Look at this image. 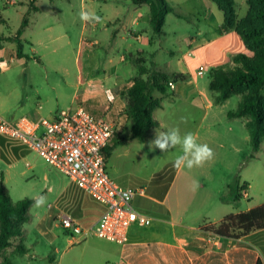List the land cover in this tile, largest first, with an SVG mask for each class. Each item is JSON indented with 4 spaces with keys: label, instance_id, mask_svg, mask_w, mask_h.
I'll list each match as a JSON object with an SVG mask.
<instances>
[{
    "label": "rangeland",
    "instance_id": "rangeland-1",
    "mask_svg": "<svg viewBox=\"0 0 264 264\" xmlns=\"http://www.w3.org/2000/svg\"><path fill=\"white\" fill-rule=\"evenodd\" d=\"M92 1L95 2L93 9L89 0H37L39 8L54 9L60 14L61 28L65 32L55 28L51 36L56 39L35 48L37 54L34 56L42 58L45 63L30 62L29 72L36 80L43 76L46 69L64 68L69 75L66 82L70 85L66 87V98L61 100L60 109L71 108L73 99L95 115H109L117 124L116 136L109 146L122 138L128 141L111 151L107 157V171L120 186L146 189V194L137 196L132 204L138 213L151 218V225L133 231V240H140L144 245L129 246V243L123 248L98 237L73 239L57 216L53 218L49 214L53 215L57 209L63 214L64 204L71 195L80 191L79 197L83 200L85 193L38 153L0 136V186L3 181L10 203L16 205L20 200L37 195L47 197L43 207H31L30 221L24 225L20 243L28 253L20 255L11 248L7 256L11 264H117L121 253L123 258L119 264H192L188 256L182 255L184 248L195 247L196 251L202 252L211 250V235L199 231V227L224 214L246 208L247 198L236 201L229 185L240 188L247 181L252 185L253 200L250 202L256 204L264 200V139L260 151L253 153L248 128L242 124L244 119L229 117L238 108L242 95L217 104L218 94L209 87L216 69L233 70L236 67L235 56L243 54L252 57V53L236 31L219 33L224 15L212 0H165L176 12L167 15L164 34L156 36V43L150 47H145L130 35L116 42L112 40L111 29L105 32L107 16H111L115 9L123 17L129 9L136 7L130 0ZM29 7L28 0H0V16L2 14L5 18L7 13L11 14L10 28L1 22L0 29L13 32L22 18L24 20L17 12L25 13ZM82 9L94 11L102 18V23H87L84 26L86 30H83L84 22L79 19ZM248 9L247 0H237L239 20L246 16ZM141 29L148 30V23L142 24ZM83 36L87 38L86 43H97L94 47L90 46V50L86 49L82 68L79 69L77 58ZM26 48L29 53V46ZM140 48L145 50V64L150 70L166 74L182 70L187 76L184 82L172 79L179 92L172 90L169 95L154 92L160 101V107L153 112L159 126L151 128L143 141L130 137L132 121L127 115L126 94L134 84L138 64L137 58L134 61L131 59L130 52L138 57L137 50ZM54 50L59 51L57 55ZM100 52H107V59H102ZM119 56H124L126 61L118 62ZM49 57H55L56 62L49 61ZM200 70L202 73H199ZM106 75L109 78L105 82ZM120 78L123 80L114 91L118 103L125 107L121 110L117 108L118 114L112 110L105 112L102 106L104 90L106 86L113 89L114 82ZM17 81L18 76L0 69V116L8 120L23 116V112L16 107L26 98L27 90L18 89ZM78 84L82 85L80 89L76 87ZM31 100L34 103L36 97ZM172 127H179L181 135L194 133L199 143H206L213 149L214 159L191 170L176 169L173 161L181 154L179 147L167 153L149 151L148 143L154 139L156 130L166 131ZM194 180L199 182L195 192L191 190ZM167 185L168 195L162 202L160 193L167 192L164 191ZM154 191L158 200L152 197ZM186 227L196 228L192 231H197L196 234L206 240L197 239L189 245L180 246L179 231ZM173 231H176L177 238L171 242L173 245L149 243L162 236L168 237ZM141 234L147 237L140 239Z\"/></svg>",
    "mask_w": 264,
    "mask_h": 264
},
{
    "label": "trees",
    "instance_id": "trees-1",
    "mask_svg": "<svg viewBox=\"0 0 264 264\" xmlns=\"http://www.w3.org/2000/svg\"><path fill=\"white\" fill-rule=\"evenodd\" d=\"M34 1V0H32ZM135 5H148L150 8V25L156 35L163 33L166 17L175 13V9L165 0H131ZM223 12L224 21L219 33L236 31L243 40L252 57L240 54L234 57L236 67L233 70L219 68L212 74L210 89L216 92V103L226 102L235 95H242L238 108L230 113L232 119H247V128L250 135V144L253 153H258L264 139V0H247L249 9L241 20L238 19L236 7L237 0H212ZM27 25L25 19L22 27ZM8 38L17 43L19 56H23V44L19 38ZM85 46L81 44L77 63L79 69L85 57ZM28 57V56H26ZM136 73L133 85L127 90V115L132 121L131 138L145 140L151 128L158 127L159 123L153 117L155 109L160 107V101L154 96L158 91L163 95L172 92L171 84L175 81H186L187 76L181 72L170 74L158 70H150L143 58L136 60ZM173 79V80H172ZM10 140V139H9ZM127 138L116 141L113 146L106 149L109 158L111 151L119 145H125ZM254 157V155H252ZM234 199L240 200L241 189H247V184L238 188L229 185ZM168 185L164 191H167ZM164 194V193H163ZM33 200L25 198L16 205H12L8 198L7 188L3 181L0 186V264H11L7 251L14 248L15 252L24 255L27 249L22 243L24 225L30 221V209ZM264 229V205L250 210L230 213L218 222L204 223L199 231L218 236L224 239L239 240L253 232ZM197 231L192 235L196 236ZM199 253V252H198ZM198 256L197 253H192ZM256 264H264L258 259Z\"/></svg>",
    "mask_w": 264,
    "mask_h": 264
},
{
    "label": "crops",
    "instance_id": "crops-1",
    "mask_svg": "<svg viewBox=\"0 0 264 264\" xmlns=\"http://www.w3.org/2000/svg\"><path fill=\"white\" fill-rule=\"evenodd\" d=\"M28 1L30 3V7L28 8V11L25 12L27 18V25L24 28L22 27L23 22L25 20V13L24 11H20L17 12V14L19 13V16L24 17V20L22 18L20 25L17 26L13 30V32H11L10 29L6 31L0 29V69L1 71L10 72L11 75H15L16 77L18 76L16 87H18V89L24 88L25 90H27L26 98L22 100L16 107L23 112V116H28L34 119L44 116L53 117L58 111L62 110L60 109L59 105L61 100L66 98L65 90L66 87L70 85L68 84V82H66V79L69 77V75L66 74V70L64 68L57 67L52 68V71L50 69H46L43 73V76L38 77L35 80L33 73L29 72L30 62L34 63L36 60L38 63H45L42 58L38 59L36 56H34L37 54L35 48L37 46L45 45L47 42H51L56 39V37L52 38L51 36V33L55 30V28H59L63 32H65V29L61 28L62 20L59 18L60 14L57 11H55L54 9L43 10L39 8L36 5L37 0ZM130 2L132 1L130 0ZM89 6L91 9H93L95 6V2L89 0ZM134 6L136 7L129 9L126 14H123V17H121L122 13L118 11V9H115L114 13H112L111 16H107L105 32L108 29L112 30L113 41L117 42L118 39H125L127 36L130 35L132 37H136V39L141 42L145 47H150L156 43V36H158L153 32L150 25V8L148 5L134 4ZM144 6H146V9H142ZM6 15L7 16L4 18L1 14L2 17L0 16V23H4V26L6 28H10L9 22L11 21V14L7 13ZM146 23H148V30L141 29V25ZM86 24L87 23H84L83 30H86V28L84 27L86 26ZM150 31H152L151 34ZM19 32H21L19 38L24 46L23 56L18 55L16 41L8 40V38H16ZM163 34L164 27L163 33L161 35ZM86 40V36H83L80 40V42H82L81 44H84L85 50H90V46L94 47L97 43V41L86 43ZM27 45L29 46V53L27 52ZM89 50L87 51L89 52ZM53 52L57 55L59 51L54 50ZM30 53L31 55H33L31 56ZM137 55L138 57L143 58L144 60L146 59L145 50L142 48L137 50ZM100 56L104 60L107 59V52H100ZM130 56L133 61L134 59L138 58L131 52ZM49 61L55 63L56 58L49 57ZM125 61L126 58L124 56H119L118 62L123 63ZM178 72L184 73L182 70ZM108 78V75H106L104 81L106 82ZM122 80V78L116 80L114 82L113 89L117 88V86L121 84ZM76 87L77 89H80L82 85L78 84ZM106 88H108V86H106ZM173 91L174 93L179 92L177 91L176 86ZM32 97H36L34 103H32ZM92 100H90V102H93ZM73 101L74 100L72 99V103L75 102ZM104 105H102L105 108L103 109V111L107 112L106 105ZM122 107H125V105L121 106L117 101L114 104V107L111 112L118 114V109L121 110ZM242 119H244L242 121V124L247 127V119ZM244 184H247V196H243L242 198H247L248 203L246 205V208H243V210L236 211L235 213L247 211L254 207L264 205V200H260L256 204H252V202H250V200H253L252 185L247 181L244 182ZM80 193L81 192L79 191L77 192V194L71 195V198L65 202V211H63V214H71L73 217L79 219L84 226H88L98 219L102 212V207L95 201H93L86 193L82 198L83 200H81L79 197ZM155 193L156 191L153 192L154 196L152 197L158 200L156 198L158 196H156ZM167 195L168 190L167 192H165V194H162L161 192L160 197L162 198V200L160 201L164 202L167 198ZM60 212L62 211L60 209H57V211H55L53 215L49 214V217L53 216V218H55L56 216H58V214H60ZM226 215L228 214H224V216L215 218L214 221L211 223L220 221ZM137 228L139 227L134 226L131 230L129 246L144 245V243H142V241L140 240H133V231ZM195 229L196 228L194 227H186L185 229L179 231L181 235L179 241L182 242L180 243V246H183V244L189 245V243H193L197 239L206 240V238L201 237L199 234H197L196 236L187 235V233H192V230ZM175 234L176 231H173L170 236H162L160 238L150 240L149 243L157 246H171L173 245V243H171L173 239H177ZM142 237L147 236L142 234L139 235L140 239ZM208 241H210V239ZM17 243H20V240ZM194 248L195 247H186L181 251L183 256L186 255L191 261H193L192 264H256L259 258L264 261V229L253 232L250 235L243 237L239 240L224 239L218 236L211 235V250H205L202 252L196 251L198 249ZM124 251L125 249L123 250V252ZM191 252L197 253L199 255L193 256L191 255ZM121 258L123 257L120 253L119 262ZM119 262L117 264H119Z\"/></svg>",
    "mask_w": 264,
    "mask_h": 264
},
{
    "label": "built area",
    "instance_id": "built-area-1",
    "mask_svg": "<svg viewBox=\"0 0 264 264\" xmlns=\"http://www.w3.org/2000/svg\"><path fill=\"white\" fill-rule=\"evenodd\" d=\"M117 98L114 89L104 90L107 111L113 109ZM116 133L117 124L111 118L95 115L77 101L53 117L8 120L0 116V136L38 153L102 207L98 219L88 226L71 214H58L65 231L73 239L95 236L125 248L132 228L151 225V218L138 213L132 204L137 196L146 194V189L120 186L107 171L106 149ZM240 194L247 196V189H241Z\"/></svg>",
    "mask_w": 264,
    "mask_h": 264
},
{
    "label": "clouds",
    "instance_id": "clouds-1",
    "mask_svg": "<svg viewBox=\"0 0 264 264\" xmlns=\"http://www.w3.org/2000/svg\"><path fill=\"white\" fill-rule=\"evenodd\" d=\"M79 19L84 23H102V18L94 11L82 9L79 12ZM179 147L181 154L175 157L173 166L176 169H193L194 167H202L205 163L214 159L215 153L213 149L206 143H199L198 137L187 132L181 135L179 127H172L166 131L156 130L154 139L148 143V149L151 152L159 150L161 153H167L172 149ZM199 188V182L193 181L191 190L195 192ZM33 207L40 208L47 203L45 195H37L32 198Z\"/></svg>",
    "mask_w": 264,
    "mask_h": 264
}]
</instances>
